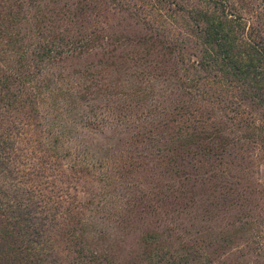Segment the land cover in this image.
<instances>
[{"label": "trees", "instance_id": "1", "mask_svg": "<svg viewBox=\"0 0 264 264\" xmlns=\"http://www.w3.org/2000/svg\"><path fill=\"white\" fill-rule=\"evenodd\" d=\"M262 166L264 0H0V264H259Z\"/></svg>", "mask_w": 264, "mask_h": 264}, {"label": "rangeland", "instance_id": "2", "mask_svg": "<svg viewBox=\"0 0 264 264\" xmlns=\"http://www.w3.org/2000/svg\"><path fill=\"white\" fill-rule=\"evenodd\" d=\"M258 184L260 186V188H262L264 190V166H262L259 171H258ZM90 185V183H89ZM235 255V256H234ZM234 260H237V254L236 252L233 253V255H230L228 257H224L220 260L221 264H230L231 262H233ZM259 260V264H264V255L262 257L258 258ZM218 264V263H215Z\"/></svg>", "mask_w": 264, "mask_h": 264}]
</instances>
